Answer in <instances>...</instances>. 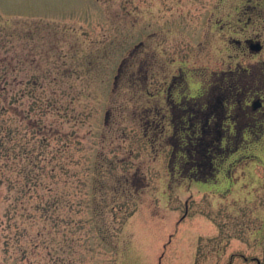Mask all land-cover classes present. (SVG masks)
<instances>
[{"label": "rangeland", "instance_id": "374dc122", "mask_svg": "<svg viewBox=\"0 0 264 264\" xmlns=\"http://www.w3.org/2000/svg\"><path fill=\"white\" fill-rule=\"evenodd\" d=\"M0 264H264V0H0Z\"/></svg>", "mask_w": 264, "mask_h": 264}, {"label": "flooded vegetation", "instance_id": "af4514ba", "mask_svg": "<svg viewBox=\"0 0 264 264\" xmlns=\"http://www.w3.org/2000/svg\"><path fill=\"white\" fill-rule=\"evenodd\" d=\"M206 104V108L207 109H205L206 110V113H204V118H205V116L206 117H208L209 116V107H208V103H205ZM204 108L202 107L201 108V111L203 110ZM205 112V111H204ZM181 122H184V118L182 117L181 118ZM200 137L199 138H202V136H203V138L201 139V140H204V138H205V136H206V134H207V132H206V128H203L202 127V130L200 131ZM200 140V139H199Z\"/></svg>", "mask_w": 264, "mask_h": 264}, {"label": "water", "instance_id": "95a60500", "mask_svg": "<svg viewBox=\"0 0 264 264\" xmlns=\"http://www.w3.org/2000/svg\"><path fill=\"white\" fill-rule=\"evenodd\" d=\"M261 49V45L260 44H250V50L253 52H258ZM260 106V102H255L253 104V109H257Z\"/></svg>", "mask_w": 264, "mask_h": 264}, {"label": "trees", "instance_id": "16d2710c", "mask_svg": "<svg viewBox=\"0 0 264 264\" xmlns=\"http://www.w3.org/2000/svg\"><path fill=\"white\" fill-rule=\"evenodd\" d=\"M189 143H190V142H189ZM190 144H191V143H190ZM186 154H187V153H186ZM193 156H194V155H193ZM195 161H196V160L194 159V160L191 161V163H190V162H189V163L192 164V163H195ZM201 165H203V164L200 163L199 165H195V168H196L197 166H198V167H203V166H201Z\"/></svg>", "mask_w": 264, "mask_h": 264}]
</instances>
